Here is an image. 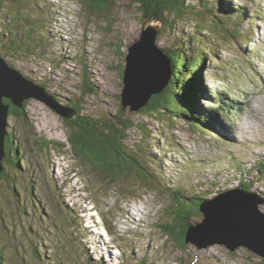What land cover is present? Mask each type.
Segmentation results:
<instances>
[{
  "label": "rangeland",
  "instance_id": "374dc122",
  "mask_svg": "<svg viewBox=\"0 0 264 264\" xmlns=\"http://www.w3.org/2000/svg\"><path fill=\"white\" fill-rule=\"evenodd\" d=\"M44 1L47 9H38L34 20L40 22L35 27L37 38L46 51L28 57L11 54L8 62L66 105L79 104L88 116L122 115L133 122L126 130V146L149 164L151 173L158 175V166L161 175L156 184L135 173L112 184L74 157L64 118L39 100L27 101L24 118L8 119L15 147L25 153V160L19 162L21 169L4 164V173L16 181L13 187L0 181V247L5 261L39 264L37 247L41 264H136L145 258L147 264H264L263 258L245 248L231 252L224 246L200 249L192 243L182 248L166 241L161 228L169 223L165 208L175 204L166 185L189 196L214 199L243 190L244 176L252 184L249 192L264 199V175L248 174L250 166L264 163V0L224 3L232 10L242 8L246 21L242 37L233 39L227 32L222 41L225 50L221 42L215 46L225 65L208 55L200 73L207 95H200L201 104L203 111L211 110L214 137L180 121L167 130L169 116L122 109L125 58L140 39L144 23L134 1L113 0L109 13L95 15L83 0ZM252 17L258 20L250 30ZM1 20L0 35L7 26ZM154 24L160 27L159 47L172 51L178 49L177 38L195 32L192 22L162 34L164 26L158 20ZM221 72L225 83L218 80ZM87 81L90 91H84ZM218 95L235 105L226 109L229 116L214 114ZM61 144L66 145L64 150ZM17 204L28 210L20 212ZM259 209L264 212V205ZM200 214L194 225L204 220Z\"/></svg>",
  "mask_w": 264,
  "mask_h": 264
},
{
  "label": "trees",
  "instance_id": "16d2710c",
  "mask_svg": "<svg viewBox=\"0 0 264 264\" xmlns=\"http://www.w3.org/2000/svg\"><path fill=\"white\" fill-rule=\"evenodd\" d=\"M112 1L83 0V3L90 14L95 15L109 13ZM132 1L142 11L143 20L156 15V19L164 26L161 34L164 29L167 31L176 29L180 24L187 25L192 22L195 25V32L192 35L186 39H176L178 43L176 51L162 48L172 60L173 74L171 81L161 94L154 95L148 105L140 111L143 114L159 118L169 116V124L166 126L167 130L172 129L180 121L193 127L197 133H209L214 137L216 134L213 131L214 124L208 116H211V110L209 109V112H206L208 110L203 111L201 104L200 95H207L204 87V77L200 73L208 55L213 59H218L222 66L225 65L223 59L220 60L218 57L219 51L225 50L222 41L226 39L227 32L230 33L233 39L242 37L241 29L246 21L243 9L232 10L227 8L224 4L226 0H214V2L211 0H195L193 3H188L187 0ZM11 2L10 4V0H0V10L2 12L0 20L3 19L7 22L6 29L0 35L1 55L8 62V56L11 54L14 56L22 54L28 57L46 51L47 48L42 43V39L40 41L37 38L38 33L35 27L40 22L34 20L38 9H47L46 2L44 0H11ZM15 2L17 5H15ZM217 2L222 3L221 8L217 6ZM256 14H260V12L257 11ZM250 20L249 29L251 30L255 24L253 21L258 19L252 17ZM25 26H27V29ZM44 27L46 28L47 26L44 25ZM230 29H234L232 33ZM219 31H223V34L219 35ZM220 42L222 47L221 50L217 51L215 46L219 45ZM203 47L206 48L207 52L203 50ZM10 65L15 68L12 64ZM222 70L224 73L228 72L227 68ZM219 75L221 76L222 72ZM122 76L124 80V71ZM220 76H218V80L225 83V79ZM28 79L31 80L30 78ZM91 85L87 81L84 91L92 90ZM41 87L45 86L41 85ZM6 102L9 103V101ZM214 102L218 105L214 114L221 112L225 116H229L226 109H230L231 105L235 106L230 100L223 99L220 95L216 96ZM65 107L76 111L75 119H64L70 130L67 145H69L74 157L85 167L90 168L94 173H99L103 177H108L112 184L118 183L128 178L129 174L134 173L138 174L141 179L152 181L156 184V176L160 177L161 175L159 167L156 166L157 162H155V166L158 175L151 173L149 164H145L144 161L138 158L136 151L128 148L125 144L127 140L126 130L130 126L135 125L133 122L126 120L122 115L110 119L91 117L82 112L79 104H67ZM122 109H124L123 106ZM10 116L24 118L26 116L25 109L20 110L12 106ZM14 140V133L10 131L6 140L4 164L9 169H21L19 162L25 160V153H20L19 148L15 147ZM45 144L48 147L50 143ZM61 148L64 150L66 145L61 144ZM232 162L236 164L237 160L232 159ZM244 169L245 167L241 170ZM250 169L248 173L250 176L256 175L257 171L264 175L263 162L259 163L258 168L250 166ZM5 180L11 187L16 182L9 172H5L0 178V181ZM212 185L216 186L217 184L212 183ZM240 187L249 192L252 189V184L243 176L241 177ZM165 188L168 191H172L175 204H171L164 210L169 223L161 226L163 235L166 241H175L180 247L185 248L186 244H189L186 240L189 227L194 225L193 220L197 215H201L200 206L207 199L200 196H189L183 193L180 188L174 189L167 185ZM15 193L17 194L16 190ZM17 205L20 212L28 210L26 207L20 208L19 204ZM109 233L112 237L115 236L111 230ZM3 255L4 248L0 247V264H8ZM35 258L37 263H43L37 247H35ZM148 261L149 259L145 258L136 264H147ZM131 264L133 263L131 262ZM181 264H183L182 261Z\"/></svg>",
  "mask_w": 264,
  "mask_h": 264
},
{
  "label": "water",
  "instance_id": "95a60500",
  "mask_svg": "<svg viewBox=\"0 0 264 264\" xmlns=\"http://www.w3.org/2000/svg\"><path fill=\"white\" fill-rule=\"evenodd\" d=\"M155 20L156 15L144 20L141 37L129 47L125 58L122 106L132 112L146 107L172 78V60L158 45L160 27ZM32 99L45 103L64 119L76 118V111L65 107L60 97L29 80L0 53V178L5 171L11 107L24 110L25 103ZM260 205H264V199L258 194L240 189L207 199L200 206L204 220L189 227L187 243L200 249L224 246L231 252L245 248L264 259V212Z\"/></svg>",
  "mask_w": 264,
  "mask_h": 264
},
{
  "label": "bare ground",
  "instance_id": "6f19581e",
  "mask_svg": "<svg viewBox=\"0 0 264 264\" xmlns=\"http://www.w3.org/2000/svg\"><path fill=\"white\" fill-rule=\"evenodd\" d=\"M197 72V71H196Z\"/></svg>",
  "mask_w": 264,
  "mask_h": 264
}]
</instances>
